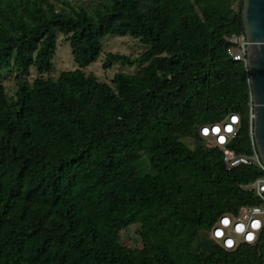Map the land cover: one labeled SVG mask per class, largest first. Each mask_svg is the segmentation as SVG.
<instances>
[{
	"label": "trees",
	"instance_id": "16d2710c",
	"mask_svg": "<svg viewBox=\"0 0 264 264\" xmlns=\"http://www.w3.org/2000/svg\"><path fill=\"white\" fill-rule=\"evenodd\" d=\"M62 5L0 0V264H263L264 228L231 252L210 236L221 216L259 205L243 187L262 171L227 169L199 135L237 114L227 148L253 155L249 79L225 40L245 34L244 0ZM59 35L77 69L51 77ZM106 36L147 48L106 54L105 68L139 67L110 84L85 74ZM132 226L140 248L121 244Z\"/></svg>",
	"mask_w": 264,
	"mask_h": 264
},
{
	"label": "built area",
	"instance_id": "2783aa9c",
	"mask_svg": "<svg viewBox=\"0 0 264 264\" xmlns=\"http://www.w3.org/2000/svg\"><path fill=\"white\" fill-rule=\"evenodd\" d=\"M231 47L227 50V55L234 62L243 63L247 71V40L246 35L232 36L225 38ZM253 115L252 103L249 110V137L253 155L250 157L236 156L227 148L228 142L233 139L240 125V117L237 114L228 115L221 123L205 125L199 129V135L206 140H212L223 154V162L227 169H235L238 166L256 165L262 176L249 185L243 187L244 190L253 192L259 205L253 207H241L236 215L225 214L221 216L211 230L210 236L225 251L236 250L240 245L254 246L264 228V166L257 152L253 139Z\"/></svg>",
	"mask_w": 264,
	"mask_h": 264
},
{
	"label": "rangeland",
	"instance_id": "374dc122",
	"mask_svg": "<svg viewBox=\"0 0 264 264\" xmlns=\"http://www.w3.org/2000/svg\"><path fill=\"white\" fill-rule=\"evenodd\" d=\"M65 0H51V2L56 6L58 11L60 9L66 8L62 5V2ZM74 4H79L84 6L85 8L90 9L95 0H67ZM103 49L99 59L87 67L85 70V74L94 76L99 82L110 84V80L116 73H125L129 75L135 74L139 67L133 66H120L117 63L112 64L109 68H105L104 64L106 62V54H120L129 56L132 58L140 56L142 53L146 51V47L140 43L136 39H132L130 37H115V36H106L102 40ZM77 66L73 62V58L71 55V49L69 44L65 41V38L61 35L57 37L56 41V53L53 59V67L50 76L57 77L63 71H73L76 70ZM5 76V84L7 93L10 97L14 96L15 93V84L14 77L15 74L13 72H6ZM38 76L35 70H31L29 81L36 78ZM46 76V75H44ZM251 92V88H250ZM251 102H252V94H251ZM190 147L194 146L196 142L194 136L188 137L185 140ZM206 146H214L212 140H203ZM137 226H132L126 230H123L120 234L121 244L126 248H140V240L136 235Z\"/></svg>",
	"mask_w": 264,
	"mask_h": 264
},
{
	"label": "water",
	"instance_id": "95a60500",
	"mask_svg": "<svg viewBox=\"0 0 264 264\" xmlns=\"http://www.w3.org/2000/svg\"><path fill=\"white\" fill-rule=\"evenodd\" d=\"M242 18L252 94L253 139L264 166V0H244Z\"/></svg>",
	"mask_w": 264,
	"mask_h": 264
}]
</instances>
